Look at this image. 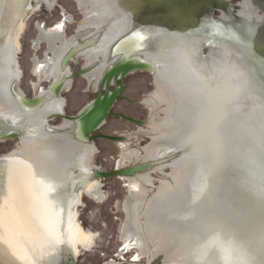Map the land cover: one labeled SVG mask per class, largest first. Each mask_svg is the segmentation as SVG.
Masks as SVG:
<instances>
[{
	"label": "rangeland",
	"instance_id": "1",
	"mask_svg": "<svg viewBox=\"0 0 264 264\" xmlns=\"http://www.w3.org/2000/svg\"><path fill=\"white\" fill-rule=\"evenodd\" d=\"M55 1L53 10L43 5L39 11L33 7L20 36L21 48L16 61L22 78L13 86L28 99L38 95L40 90L37 92L33 84L42 79L33 63L34 57L42 59L47 54L44 44L39 46L41 51L35 50L37 24L52 29L67 14L74 19L67 27V37L72 39L82 30L79 24L86 21V12L80 10L75 0ZM145 1V7L139 4L134 10L125 4V0H104L107 17L101 23L100 33L92 38V46L97 45L106 32L109 44L118 31L121 37L125 36L123 40L139 30L156 29L157 26L151 24L155 19L148 9L152 0ZM97 2L86 0V4L94 6ZM205 2L198 3L191 15L198 24H216L242 33L264 35V0ZM84 33L92 35L90 29ZM139 36H134L128 48L143 47ZM153 39L157 40V45ZM196 39L185 41L183 46H177L167 54L166 59L159 62L155 76L137 72L126 79V89L112 111L115 116L96 132L93 145L70 147L74 142L75 127L72 124L65 127L60 118L49 122L51 111L19 118L14 101H0V114H16L22 119L18 127L38 132L33 138L0 139V160L20 157L32 163L42 177L57 184L51 196L65 211L70 200L86 186L87 181L78 171L81 164L92 171L112 173L170 153L159 161L160 165L152 168L150 184L140 178L144 173L131 176L139 180L135 187L130 185L131 177L102 178L98 179L102 186L101 198L81 195V203L73 212L77 211L82 227L95 234V242L89 251L80 253L75 259L76 264H264V202L253 190L250 193L245 182L240 187L241 180H248L249 174L244 169L243 172L242 164H239L243 145L232 141L223 127V122L230 119L231 108L234 116L244 119L256 104L245 97L230 101L228 82V88L222 91L223 98L216 100L214 97V94H220L222 88L219 85H225L226 75L222 72L230 74V65L233 66L236 57L237 63L247 59L242 53L231 55L227 52L229 56H226L219 47L217 51L204 47L198 54ZM145 42L144 49L149 45L153 49L152 53L145 51L150 57L162 55L160 34L149 36ZM1 45L2 41L0 70L3 68ZM84 66L82 58L76 59L72 65L73 85L61 94L65 102L63 113L68 116L78 114L96 96L97 87L80 74ZM232 74L234 77L239 75ZM3 79L0 75V83ZM43 79L41 86L48 90L51 81ZM123 117L145 121L146 125L137 127ZM47 127L57 130L50 133ZM103 136H118L123 140L113 141ZM226 136L231 138L230 154L235 159L232 163L222 161V150L229 149ZM120 142H124L125 147H121ZM258 145L262 151V143ZM176 153H180L179 156L173 157ZM246 161H242L243 165ZM173 162L175 168L168 166ZM1 171L2 166L0 179ZM131 191L137 194L132 210L138 214L132 223L137 230L139 227L147 248L138 240L128 242L123 236L124 225L131 220L125 211ZM62 264L70 262L63 261Z\"/></svg>",
	"mask_w": 264,
	"mask_h": 264
},
{
	"label": "bare ground",
	"instance_id": "2",
	"mask_svg": "<svg viewBox=\"0 0 264 264\" xmlns=\"http://www.w3.org/2000/svg\"><path fill=\"white\" fill-rule=\"evenodd\" d=\"M44 1L50 7L52 6L49 0ZM78 1L82 3L85 2V0ZM142 2V0H131L130 3L131 5H133L130 8L135 10L139 6V4L142 5ZM24 9L25 8L21 5V3H18V0H7L4 15L6 16V20L4 19V23L5 32L8 34V39L5 47V52L3 54L4 65L7 69L5 70L6 72H4V70H0V75L4 78L3 83H0V101L3 103H8L11 100L13 101L10 86L14 80L18 81L22 76L21 70L18 67V63L16 60L21 48L20 34L22 33L25 26V20L22 16L25 11ZM26 9L29 14L30 7ZM9 13L10 16L8 17ZM158 22L159 21L155 19L152 20L151 24H153L154 26H158ZM59 28L60 32L53 36H47L45 30H41V34L38 40L35 42L36 46L41 41L47 42L54 55L58 54V57L54 58V63L50 64V67L46 68L44 62L40 63L37 60L34 61L36 64H39L38 72L46 74L49 78L55 76L54 79H57L67 74V80H69L67 81V86H69L72 81L69 77L70 70H61L60 72H62V75H55V72L61 65V60L64 54L69 50V47L65 44L64 50L62 51H56V49L54 48L56 39H59L63 35L62 30L64 28V25H59ZM154 28L155 27H152L153 30L151 28L147 29L146 32H149V34H146L143 30H139L136 33L130 34L125 39L120 40L121 42H118L119 45L117 46V49L124 50V54L128 58L131 55H137V53H139L140 51L143 52L142 48H144L145 40V43H147L149 36H155L159 34L158 30ZM138 35H140L139 37L141 39L143 47L134 49L128 48L130 47L131 41L134 40V36ZM160 35L162 36L163 45V50L161 53L162 55L154 56L156 57L154 58L153 56L150 57V55H148L144 51L147 54V56H145L146 59L140 58L138 56L140 59L146 60L150 63H159V61L161 62V60L166 59V53L170 52L177 46H183L185 41L189 42L193 39L188 37V35H175L174 31L171 33H162ZM127 49L128 51H126ZM74 60L76 59L74 58ZM12 67H14L16 72L12 70ZM95 76H97V73H94L93 75L89 74L86 77L92 80ZM47 92L48 91H46L44 94H41L40 96H42L44 99L47 98ZM214 97L216 100L219 98H223L222 93L219 95L214 94ZM227 97L226 99H228ZM17 106L19 111L20 109L23 111L20 103ZM50 111L53 112V114L63 113L64 104L59 97H52L51 99L46 101L43 107L36 112H32L29 114L25 113L24 111L23 112L26 115L30 116L37 112ZM0 118L6 121L13 128L23 130L17 126L18 121L21 119H18V116H16V114L2 113L0 114ZM68 123L72 124L70 121H68ZM223 127L226 126L224 125ZM227 129L228 134L230 135V137H232L233 141V135H231L230 126H227ZM23 131V137L28 136L30 138H33L36 136V134H38L36 129L32 131ZM250 134L251 135L250 139L248 138V142H250V140L254 138L259 139V141H263L264 132L261 133V131L257 130L251 131ZM252 134L255 135L252 136ZM228 136L226 137L228 138ZM235 136H238L237 139L239 141L244 140L247 134L244 133V130H239V132L235 133ZM230 137L228 138V142L226 140L229 149L222 150L224 152H222V161H230L232 163V161H235V159L232 157V153L230 154ZM120 145L121 147H125L124 142H120ZM254 153V150L250 147V149L248 148L245 151L241 150V155L238 156L237 154V156L239 157V164H242V171L243 169L245 171H249L248 180L246 178L245 181L241 180V183H239L241 187L242 183L245 182L244 185L246 184V188L248 190L257 192L258 190H256L255 188V178L259 174L264 182V163L261 159H259V162L257 161V159H255L256 163H258V165H255V161H251L250 158H256L259 155ZM166 155L169 154L166 153L162 156L158 155L155 158L149 159L148 163L163 161L162 159L165 158ZM243 160H247L246 165H243ZM233 163L235 164V162ZM253 165H255L254 170L251 167ZM168 166L175 168L176 163L173 162ZM249 167L250 169L247 170ZM78 171L82 179L87 181L86 186L84 187V190L80 192L81 194H77L76 196H74L75 199L70 200L67 211H65L63 208L58 206L56 201H54L51 196L57 189V184L47 178L42 177L37 172L32 163L20 157H6L3 160L1 171L2 175L0 179V264H61L62 261L65 260V254H71L74 259H76L79 255H81L80 253L82 251H89L94 246L95 234L85 230L82 227L78 219L79 215L77 211L73 212V209L80 205L82 194L90 197L97 196L101 198L103 195L101 192L102 186L98 179H94V172L96 170L92 171L81 164ZM140 178L149 184L152 182L150 173L148 172H144V175H141ZM129 182L131 187H135V185L139 183V180L136 177H131ZM73 184L76 185L77 182L73 180ZM250 193H252V191ZM135 196L137 197V194L134 191H131L128 202L125 204V211L131 218V220H128L125 223L123 228V236L127 239L128 242L136 239L141 243V245L144 246L145 243L142 236L140 235V232L134 226V223H132L137 215L132 210V203L134 202ZM259 198L264 202V192L263 196ZM143 246H141V249Z\"/></svg>",
	"mask_w": 264,
	"mask_h": 264
},
{
	"label": "water",
	"instance_id": "3",
	"mask_svg": "<svg viewBox=\"0 0 264 264\" xmlns=\"http://www.w3.org/2000/svg\"><path fill=\"white\" fill-rule=\"evenodd\" d=\"M142 1L141 7H145V5H147L146 1ZM205 1L210 0H152L151 3L148 4V9L151 11V17L159 21L158 26L156 27L159 34L167 33L168 31L173 30L172 28H174L175 24L177 25V27L174 28L175 35H188L194 39L197 36L196 44L199 47L197 52L198 54H201L204 51V47H208L209 51H217L216 48L219 47L223 49L222 53L226 56H229L227 55V52L231 55L232 53H242V55L247 59V61L244 63H237L236 61L238 58L236 57V60L233 61V66L230 65V74L227 72H222L226 75V80L225 85H219V88H222L219 90V93L221 94L222 91H225L223 89H227L228 84H230V87L227 89L230 96V101L232 98L243 99L245 97L252 99L254 104H256V107L252 109L249 116L244 119L237 115L234 116V114H232V111L234 110L231 108L230 119L226 120V122L224 121L223 124L226 126V129L227 126H230L233 140L238 144L243 145L242 149L240 150L243 151L248 148L250 149L251 146L255 152L254 154L259 155L256 158H250L251 161L254 160L256 163L255 159H257L258 162L259 159H261L264 163V138L263 141H259V139L254 138L251 139L252 142H248L251 131H264V35L261 34V36H258L252 33H242L239 30L224 28L223 26L216 24H198L195 19L191 18V15L196 9L195 6H197L198 3L200 4ZM31 2L32 0H18V3H21V5L25 8L24 14L22 15L24 20H26L28 17L26 8L30 7ZM9 16L10 13L8 17ZM169 27L171 29H168ZM171 32L173 31H170V33ZM145 33L149 34V32ZM91 36L89 35L86 37V34L82 30L77 34L75 39L78 41V43L72 42L74 43V46H71V48L64 54L60 65L61 70L69 71L70 62H73L74 58L81 59L85 51L88 48H91L93 43ZM123 37H121L119 41ZM118 45L119 43L114 47L113 55L111 52L108 58L102 59V62H100L99 66H97L104 67V70L102 71L101 77L97 83V88L95 91L96 96L94 99L74 116H68L65 113H62L53 114L48 117L49 122L60 118L62 120L70 121L72 126L75 127L74 142L70 145V147L93 145L96 132L104 127L109 118L115 116L112 111L118 103L120 96L126 89V79L129 76L137 72L154 74V76L158 73V67L155 65V63H150L146 60L140 59H146V53L144 54V51H148V47L146 49L142 48L143 52L140 51L137 53V55H131L128 58L124 54V50L117 49ZM92 66L83 67L80 74L83 75L84 72L90 70ZM233 72L239 73V75L237 74L234 77L232 74ZM217 73L221 74V72L218 71ZM66 76L67 74L54 79L52 83H50L47 90V98L45 99L40 95H36L32 99H28L24 95H21L20 90L16 86L12 87L13 94L14 96H18L19 103L25 113L29 114L36 112L43 107L46 101L52 97L58 98L62 93L67 91V81L69 80H67L68 76ZM124 119H127L139 127L146 125L145 121H137L125 117ZM0 127L2 128V130H0V139L11 138L21 140V138L24 136L23 130L13 128L1 118ZM53 130L57 129H51L47 127V131L50 133H52ZM239 130H244V133L247 134L244 140L238 141V136H235V133L239 132ZM103 138L113 141L123 140L122 137L118 136H103ZM259 143H262L263 145L262 151L261 147L258 145ZM179 154L180 153H176L173 155V157H177ZM168 160L169 159L164 162H167ZM160 163L161 162H149L141 164L136 163L131 167L115 170L112 173H103L99 170H96L94 172V179L111 177L126 178L139 173L148 172L155 166L160 165ZM255 165H258V163ZM255 165L251 166L253 170ZM0 166H3V160H0ZM255 180V186L259 191L253 192L258 197H262L264 192V182L262 177L258 174ZM64 258V261L70 262V264H76L75 259L71 254H65Z\"/></svg>",
	"mask_w": 264,
	"mask_h": 264
},
{
	"label": "flooded vegetation",
	"instance_id": "4",
	"mask_svg": "<svg viewBox=\"0 0 264 264\" xmlns=\"http://www.w3.org/2000/svg\"><path fill=\"white\" fill-rule=\"evenodd\" d=\"M52 4V6L50 7L48 4H46V2L44 0H32L31 2V5H30V13L28 14V17L27 19L25 20V26H24V29L22 31V33L24 32L25 30V27H26V21L29 19L30 17V14L32 13V9L33 7H36L37 11H39V8L43 5L45 6L47 9L49 10H53L55 7H56V1L55 0H49ZM79 7H80V10L82 11H85L86 12V21L84 24H79V27L82 29V30H87V29H90L92 31V36L91 34H88V36L90 35L91 38H94L98 33H100V30H101V23L104 22V19L106 16V14H104V11L106 10L107 8V5L103 4L104 0H98V2L94 5H89V4H86V0L84 3L82 2H79L78 0H75ZM131 0H125V4L129 7H131V3H130ZM124 3V2H123ZM6 4H7V0H0V41H2V49H1V61L3 63V68L1 70H4V72H6L5 70L7 69L6 66L4 65V61H3V54L5 52V47H6V43H7V39H8V34L5 32V21H4V15H5V8H6ZM35 4V5H34ZM89 8V9H88ZM95 9H98V12H96ZM73 18L71 16H68L67 14L63 16L62 20L60 22H58L56 24V26L54 28H47L45 27L43 24L41 23H38L37 24V34H38V37L36 39V41L38 40L40 34H41V30H45L46 32V35L47 36H53V35H56L60 32V28H59V25H64V28H63V35L59 38V39H56V42L54 44V48L56 49V51H59V50H64V44L67 45L69 47V49L71 48V46H74V43L72 42H77V40H75V37L77 36H73L72 39H68L67 37V27H68V24H72L73 22ZM177 27V25L174 24V28ZM172 28L173 30H170V31H175V29ZM168 29H171L170 27ZM168 31V32H170ZM22 33L20 34V36L22 35ZM78 34V33H77ZM122 34L121 32H117L116 35L112 36V38L109 40V44L107 42V32L101 37V40L99 41V43L95 46H91V48H88L85 53L82 55V61H84V67L86 66H92V68L90 70H87L84 74V79L87 80L91 85H93L94 87L96 86L97 87V83L100 79V76H101V73L102 71L104 70V67H97L99 66V62L98 61H101L102 59L106 58L109 50L114 47V44L115 42L119 39V37H121ZM87 37V36H86ZM197 38V37H196ZM2 39V40H1ZM33 42V44L35 45V50L36 51H41L42 48H39L40 45L44 44L46 46V49H47V54L45 56V58H42L41 57L39 58L38 56H35L34 60H37L38 62H44V65L46 68L50 67V64H53L54 63V58L58 57V54L57 55H54L53 51L50 49V46L48 45L47 42L45 41H41L40 43H38V45L36 46L35 42ZM70 42V43H69ZM153 42H155V44L157 45V40L156 39H153ZM118 44V42H117ZM116 44V45H117ZM93 45V44H92ZM115 45V46H116ZM154 47V46H153ZM158 48V46H157ZM147 50L149 52H153V49H151V46L149 45ZM113 51H114V48H112V55H113ZM172 51H174V49H172L170 52L166 53V56L167 54L171 53ZM50 52V53H48ZM57 53V52H56ZM142 53V52H141ZM145 54V52H144ZM111 55V56H112ZM52 56V58L50 57ZM147 56V54H146ZM33 60V63L35 64V68L38 69L39 67V64H36L35 61ZM76 60H74L73 62H70V78L72 77V65L74 64ZM162 61V60H161ZM160 62V61H159ZM196 62H200L198 60H196ZM159 63H155V65H157L158 67V70H159ZM96 65V66H95ZM97 67V68H96ZM203 65L201 64V69H202ZM12 70H14V72H16V70L14 69V67H12ZM61 69L60 67L57 69V71L55 72V75H62V72H60ZM94 73H97V76H95L92 80L87 78L86 76L87 75H93ZM21 75H22V72H21ZM42 79H40L39 82L37 83H34L33 86L34 88L37 90V92L39 91L38 95H41V94H44L47 89L44 88L43 86H41V83L42 81L44 80L43 78H45L46 81H52L54 80V77L55 76H52L51 78H49L46 74L43 75V73H41L39 75ZM22 78V76H21ZM21 80V79H20ZM18 80V82L20 81ZM72 80V79H71ZM16 81L14 80L10 86V90H11V93H12V96H13V101L15 102L16 105H18V98L16 96H14L13 94V85ZM50 85V83H49ZM49 85H47L49 87ZM73 85V80L71 81V84L69 86H67L66 89H70ZM44 90V91H43ZM43 92V93H42ZM20 93L21 95L23 96L24 93L20 90ZM60 100L63 101V104L65 105V102H64V99L60 96L59 97ZM21 111V112H20ZM19 111V118H22L25 113L20 109ZM124 118V117H123ZM22 120V119H21ZM19 120L18 123L21 121ZM127 120V119H126ZM139 121V120H137ZM17 123V124H18ZM132 123V122H131ZM64 125L65 127L71 125L70 123H68L67 120H64ZM135 125V124H134ZM137 126V125H136ZM139 127V126H137ZM52 129V128H51ZM50 134V133H49ZM124 138H128L127 136H125ZM175 153V152H174ZM170 154V153H169ZM148 162V160L146 161ZM152 171V170H151ZM151 171H148V173H150ZM77 189V187H76ZM139 213V210L137 211ZM138 215V214H137ZM140 228H143V227H140ZM138 231L140 232V235H142L139 227H138ZM139 242V241H138ZM145 247L147 248V244H144ZM133 249V248H132Z\"/></svg>",
	"mask_w": 264,
	"mask_h": 264
}]
</instances>
